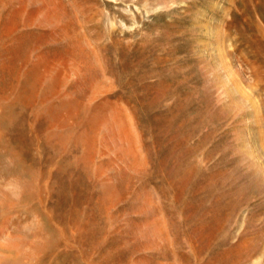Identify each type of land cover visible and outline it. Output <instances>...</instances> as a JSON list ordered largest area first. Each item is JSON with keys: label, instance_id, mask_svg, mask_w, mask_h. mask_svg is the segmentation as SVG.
Wrapping results in <instances>:
<instances>
[{"label": "rangeland", "instance_id": "374dc122", "mask_svg": "<svg viewBox=\"0 0 264 264\" xmlns=\"http://www.w3.org/2000/svg\"><path fill=\"white\" fill-rule=\"evenodd\" d=\"M0 264H264V0H0Z\"/></svg>", "mask_w": 264, "mask_h": 264}]
</instances>
